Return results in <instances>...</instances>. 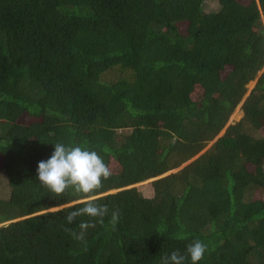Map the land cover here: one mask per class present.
I'll use <instances>...</instances> for the list:
<instances>
[{"label":"trees","instance_id":"1","mask_svg":"<svg viewBox=\"0 0 264 264\" xmlns=\"http://www.w3.org/2000/svg\"><path fill=\"white\" fill-rule=\"evenodd\" d=\"M263 21L264 0H0V264H160L193 240L197 264H264ZM57 142L112 168L83 242L81 197L36 180Z\"/></svg>","mask_w":264,"mask_h":264},{"label":"clouds","instance_id":"2","mask_svg":"<svg viewBox=\"0 0 264 264\" xmlns=\"http://www.w3.org/2000/svg\"><path fill=\"white\" fill-rule=\"evenodd\" d=\"M47 160L37 164L36 180L46 188L52 197H60L71 191L73 195L81 197L82 206L69 212L66 222L71 224L77 217L87 216L95 222L82 221L80 231L65 229L72 238L83 242L86 231L94 228L96 223L103 224V218L108 215L107 205H100L92 198V194L103 187V181L112 175V168L103 157L94 150L80 145H68L57 142ZM118 211L111 213L110 225L113 230L119 222ZM207 245L200 240H193L187 245L185 253L173 251L170 255L161 258L160 264H197L203 259Z\"/></svg>","mask_w":264,"mask_h":264},{"label":"rangeland","instance_id":"3","mask_svg":"<svg viewBox=\"0 0 264 264\" xmlns=\"http://www.w3.org/2000/svg\"><path fill=\"white\" fill-rule=\"evenodd\" d=\"M240 2H243V3H246L248 0H239ZM214 7V6H213ZM263 26H264V21H263ZM264 71V67L262 68L261 72ZM261 72L258 74V76L256 77L255 80H253L252 82H250L247 86H246V93L241 101V103L237 106V108L234 110V112L232 113L229 121H228V124L226 125V127L224 128V130H222V132L212 141L210 142L204 149L203 151L196 155L193 159H191L190 161H188L187 163H185L184 165H182L180 168L172 171V172H176L178 171L179 169L183 168L184 166H186L187 164H189L190 162H192L194 159H196L197 157H199L202 153H204L205 151H207L209 149V147L216 141V139H218L221 135H223L225 129L229 126V125H233V124H236V123H239L242 118H243V111H242V103L243 101L246 99V97L250 94V92L252 91V89L254 88L255 84H256V81H257V78L259 77V75L261 74ZM197 94V92L195 93ZM22 122H27V118H23L21 119ZM1 178V177H0ZM1 181V180H0ZM1 184V182H0ZM148 184H149V181L148 182H144V183H141V184H138L136 185V187H140L142 188V191L146 194H149V191H148ZM2 185H0V188H1ZM264 195V194H263Z\"/></svg>","mask_w":264,"mask_h":264}]
</instances>
